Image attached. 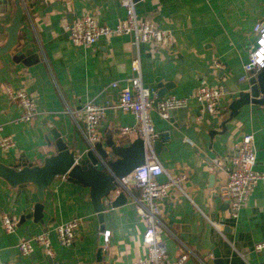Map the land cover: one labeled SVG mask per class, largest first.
Returning <instances> with one entry per match:
<instances>
[{
  "label": "crops",
  "instance_id": "0c3cea01",
  "mask_svg": "<svg viewBox=\"0 0 264 264\" xmlns=\"http://www.w3.org/2000/svg\"><path fill=\"white\" fill-rule=\"evenodd\" d=\"M14 9L13 0H0L1 26L10 23ZM135 11L139 18L170 30L173 42L158 46L138 42L134 34H111L90 45H74L68 26L75 19L91 15L99 24L114 26L125 16L119 1L26 3L17 46L0 55V134L14 141L8 151H0V161L41 165L45 157L56 153L50 126L71 150L85 151V122L75 120L73 114L89 101L106 108L98 128L99 141L130 143L136 136L123 135L120 129L133 126L135 118L117 103L121 90L129 89L130 79L138 74L159 98L189 97L202 81L221 85L226 95L218 115L199 117L200 107L193 99L186 107L173 110L167 120L155 108L150 110L152 125L160 134L159 162L171 176L185 175L180 188H171L160 201L159 217L167 228L162 233L166 264H218V260L222 264H264V249H253L264 241V180L258 181L233 219L218 196L224 175L216 162L231 153L243 132L251 131L254 167L264 172V105H244L234 116L229 110L238 93L247 88L248 80L239 77L254 42L253 26L264 22V0H137ZM6 39L7 33L0 31V48ZM136 60L138 72L132 68ZM214 61L223 68L215 67ZM7 87L33 96L38 114L31 122H13L22 109L10 98ZM157 180L166 181V174ZM129 189L139 195L137 187ZM125 195L127 202L106 206L100 221L89 188L73 178L57 177L44 192L41 221L33 222L34 185L12 188L0 179V262L49 264L52 259L57 264H129L143 257L145 225L131 196ZM3 215L15 222L13 232L3 228ZM71 220L77 221L74 239L63 246L56 227ZM103 231L110 233L108 242ZM42 233L50 241L51 256L34 241L30 254L19 253V241ZM183 254L186 259L178 262Z\"/></svg>",
  "mask_w": 264,
  "mask_h": 264
},
{
  "label": "built area",
  "instance_id": "2783aa9c",
  "mask_svg": "<svg viewBox=\"0 0 264 264\" xmlns=\"http://www.w3.org/2000/svg\"><path fill=\"white\" fill-rule=\"evenodd\" d=\"M125 9V16L114 26L99 24L95 17L83 15L75 19L69 26L68 32L71 42L74 45H90L101 37H108L111 34H134L138 42L158 46H168L173 42V35L170 30L157 27L149 20L141 19L135 11V0H118ZM255 34L248 60L243 65V73L240 81H247L251 75L256 74L264 68V25L261 22L253 26ZM215 67L222 69L223 64L214 61ZM132 68L139 71L138 61L132 63ZM114 85V84H113ZM130 88L121 90L117 106L123 111L134 115L133 126L121 127L123 135H133L142 139L145 149V162L136 167L131 173L117 179L116 187L111 192L115 197L120 192L129 194L135 204L140 218L143 220L145 229L142 234V241L146 246V254L132 260L129 264H166V250L162 240V233L167 230L160 220L161 199L167 195L171 188H180V182L185 175L171 176L165 171L154 152L153 141L160 138V134L154 129L150 110L156 109L162 119H169L170 113L188 105V100L193 99L199 104V117L207 113L218 115L221 111V100L226 95L225 88L221 85L209 84L202 81L189 97L179 98L168 96L159 98L153 89L145 87L141 77L130 79ZM11 99L17 101L22 109L19 116L13 119L14 123L31 122L38 114L36 103L31 94L23 90L14 91L7 87ZM105 107L94 102H86L82 109L73 114L75 120L83 118L85 122L84 138L87 148L94 150V144L99 141V125L105 115ZM2 126L0 125V132ZM14 145L12 136L0 134V151H8ZM221 164L224 175L223 181L218 186V196L223 203L227 204L228 215L237 219L240 210L249 200L250 194L259 180H264V172L255 169L256 153L254 145V133L243 132L238 141L233 145L231 153L216 161ZM166 174L167 180L159 182L157 176ZM63 179L66 176H62ZM135 186L139 189V195H133L129 187ZM1 223L5 231L13 232L15 222L10 217L3 215ZM217 229L220 230L216 224ZM77 221L71 220L56 227L58 242L63 246H69L73 242ZM105 242H108L109 231L102 232ZM34 241L42 247L48 256L52 255V247L45 233L33 237L30 240L19 241L17 247L21 255H28L33 251ZM254 251L260 252L264 249V241L256 243ZM183 254L178 262L186 259ZM0 264H14L13 261L0 262Z\"/></svg>",
  "mask_w": 264,
  "mask_h": 264
},
{
  "label": "water",
  "instance_id": "95a60500",
  "mask_svg": "<svg viewBox=\"0 0 264 264\" xmlns=\"http://www.w3.org/2000/svg\"><path fill=\"white\" fill-rule=\"evenodd\" d=\"M32 1L34 0H13L15 9L10 23L6 27L0 25V31L7 33L6 42L0 48V55L16 48L26 3ZM22 63L29 65L26 61ZM249 104L264 105V68L249 77L247 88L241 90L230 104V115H236L242 106ZM50 133L54 138L56 153L45 157L41 165L24 162L14 165L0 161V179L7 185L12 188L22 184L34 185L37 201L30 215L33 222L41 221L44 192L57 177L73 178L89 188L93 210L100 221L106 206L115 207L127 202L125 192H120L113 198L111 192L116 187L117 179L128 175L145 162V149L141 138L136 137L125 144L117 143L112 139H108L105 143L97 141L94 144L95 151L86 148L85 151L76 152L69 148L61 134L52 126ZM153 146L157 154L161 142L158 139L154 140ZM48 263L57 264L53 263L52 259H48ZM217 263L222 264V261L218 260Z\"/></svg>",
  "mask_w": 264,
  "mask_h": 264
}]
</instances>
